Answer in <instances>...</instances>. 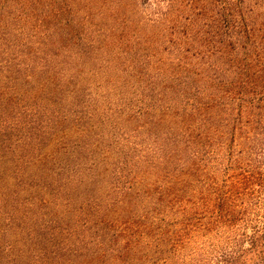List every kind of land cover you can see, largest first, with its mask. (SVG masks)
Returning <instances> with one entry per match:
<instances>
[{"label":"trees","instance_id":"1","mask_svg":"<svg viewBox=\"0 0 264 264\" xmlns=\"http://www.w3.org/2000/svg\"><path fill=\"white\" fill-rule=\"evenodd\" d=\"M0 264H264V0H0Z\"/></svg>","mask_w":264,"mask_h":264},{"label":"rangeland","instance_id":"2","mask_svg":"<svg viewBox=\"0 0 264 264\" xmlns=\"http://www.w3.org/2000/svg\"><path fill=\"white\" fill-rule=\"evenodd\" d=\"M76 137H78V134H75L73 137L67 138V140L64 141V143L60 144V151H58V153L60 152L59 155H60L61 158L69 157L70 150H72L73 152H77L78 151V142L75 140ZM62 165L63 166L66 165V160L65 159H62ZM58 167L61 168L62 166L58 165ZM47 208L48 209L46 211H44L46 213V215L47 214L51 215V214H54L55 212H57V208L56 207H54V208L53 207H47ZM70 209L72 210V207H70Z\"/></svg>","mask_w":264,"mask_h":264}]
</instances>
